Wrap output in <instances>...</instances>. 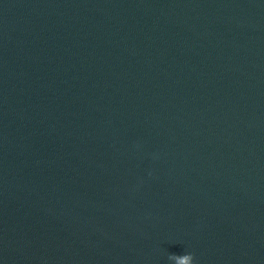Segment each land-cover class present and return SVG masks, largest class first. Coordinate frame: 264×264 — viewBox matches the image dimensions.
<instances>
[{
	"label": "clouds",
	"instance_id": "9594fccd",
	"mask_svg": "<svg viewBox=\"0 0 264 264\" xmlns=\"http://www.w3.org/2000/svg\"><path fill=\"white\" fill-rule=\"evenodd\" d=\"M169 260L173 262V264H193L194 256L191 253L186 254H171L169 256Z\"/></svg>",
	"mask_w": 264,
	"mask_h": 264
}]
</instances>
